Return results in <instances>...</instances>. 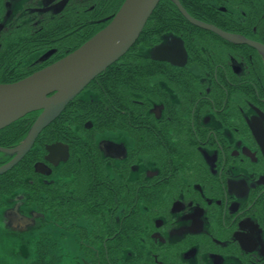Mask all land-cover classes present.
Wrapping results in <instances>:
<instances>
[{
    "label": "flooded vegetation",
    "instance_id": "af4514ba",
    "mask_svg": "<svg viewBox=\"0 0 264 264\" xmlns=\"http://www.w3.org/2000/svg\"><path fill=\"white\" fill-rule=\"evenodd\" d=\"M205 1L186 9L179 0L229 37L190 23L176 5L161 7L174 21H149L152 13L142 39L64 109L72 103V139L40 140L62 112L18 163L31 154L34 173L50 184L72 147V202L80 206L85 190L99 210L93 218L75 209L72 233L96 264H264V0ZM109 2L0 0V85L79 48L109 23ZM159 46L183 52L184 64L155 60ZM127 54L147 68H128ZM5 129L0 167L14 157L4 150L29 132L13 144ZM58 143L69 156L53 166L46 147ZM38 163L49 176L35 172Z\"/></svg>",
    "mask_w": 264,
    "mask_h": 264
},
{
    "label": "water",
    "instance_id": "95a60500",
    "mask_svg": "<svg viewBox=\"0 0 264 264\" xmlns=\"http://www.w3.org/2000/svg\"><path fill=\"white\" fill-rule=\"evenodd\" d=\"M161 0H125L109 23L69 55L34 74L11 84L0 85V131L33 112H41L24 141L13 150L10 162L0 167V175L13 169L33 148L42 131L59 116L68 104L99 74L122 58L136 43L148 19ZM190 23L222 33L212 26L191 18L179 0H171ZM157 61L182 66L184 53L173 54L163 46L154 48ZM181 58V61H179ZM48 160L53 166L68 159V148L62 144L46 147ZM35 172L49 176L48 166L38 163ZM35 214H33V217ZM13 227L32 224L21 217L18 207L6 212Z\"/></svg>",
    "mask_w": 264,
    "mask_h": 264
},
{
    "label": "trees",
    "instance_id": "16d2710c",
    "mask_svg": "<svg viewBox=\"0 0 264 264\" xmlns=\"http://www.w3.org/2000/svg\"><path fill=\"white\" fill-rule=\"evenodd\" d=\"M191 1H193V3L187 4L186 0H180L182 5L186 9H188V6L198 4L201 0ZM173 5L174 4L169 0H162L157 6V9L153 12L152 17H156V15H159L158 17L161 16L160 18H162L160 19V21H174V19H169L175 17L174 13L160 9L161 7ZM190 15L196 18L198 14L191 13ZM155 19L156 18H153L151 20L149 19V21H154ZM175 20L179 19L175 18ZM148 27L149 26L145 28L147 29ZM142 35L143 34H141L139 41L142 39ZM129 54H127V57L123 59L128 68L139 70L147 68L146 65L142 64L141 59L135 58ZM71 107L72 103L65 111H63V113L55 121H53L45 129L40 140H42L43 142H51L52 140L65 141L66 139H72V115H69L68 113V110ZM31 116L33 115H27V117L22 120V123L19 125V128L11 129L9 127L3 131L4 134L7 135L8 140H11L13 144H18L19 142H21V140L25 137L26 133L30 130L35 118H31ZM65 119L70 120L65 123ZM31 157L33 156H31L30 154L28 158H25L10 172L0 176V209L5 206L4 199L13 196L16 191L21 190L27 193L26 206L30 207L31 204H34L36 210L33 212L36 213L38 216L36 219L37 224L34 230L40 231L39 238L37 239L35 252L37 259L32 261L31 264H50L52 263L51 259L53 257L52 256L51 258H49L50 252L54 249H58V246L57 242L51 238L50 233L44 231L46 225L54 224L55 226H58L64 231L72 232L74 210L77 209V212H81V214H78V216L84 215L83 217H86L88 212L94 209L98 210V206H96L95 204H93L92 206L87 204L89 202L87 200L85 190H83L81 195V198L83 200L77 201L79 205L81 204L80 206L77 205L76 207L75 203L72 202V147L69 161L64 167L60 169L59 174L57 175L58 178H55L52 182H49L50 184H43L39 180L37 175L34 173L33 158ZM85 174L86 173L82 171V179L84 181H86V179H84ZM68 179H70V181H68ZM105 196L106 199L111 197L110 194ZM95 222L96 224L100 223L98 222V219ZM100 224L99 226H101ZM84 233L85 228L83 227L81 229V233H79V235L82 236L83 241H85ZM116 241L117 239L114 241L110 240L109 244L115 243ZM127 242H130L129 237L124 239V243Z\"/></svg>",
    "mask_w": 264,
    "mask_h": 264
},
{
    "label": "rangeland",
    "instance_id": "374dc122",
    "mask_svg": "<svg viewBox=\"0 0 264 264\" xmlns=\"http://www.w3.org/2000/svg\"><path fill=\"white\" fill-rule=\"evenodd\" d=\"M124 0H113V2H109V6H108V14H116L117 10H119V8L122 6V4ZM213 1L215 2L214 4L216 5V7L218 6H226L225 3H221L218 2L216 0H206L205 3L208 7H214L211 6L213 5ZM111 5H113L111 7ZM118 8V9H117ZM216 10V8H213ZM224 9V7H223ZM232 10L231 8H229V11ZM243 10V9H242ZM244 11V10H243ZM116 12V13H115ZM156 15V14H155ZM226 16H228L227 11H226ZM230 17V16H228ZM239 17H241V15L239 14ZM156 18V17H155ZM56 179L58 177H55ZM68 181H70V179H68ZM116 190V189H115ZM117 191V190H116ZM23 191L19 190L16 191L15 194H13V198L8 197L7 199H4V207L2 209H0V223H3L5 229H7L9 231V233L21 237V236H34L35 237V252H36V245H37V239L39 238V235L37 233V231L34 230L37 222L34 224V226H26V227H13L9 221L6 218V212L8 211V209H14L13 207H18L20 211H22V213L25 216L30 217L31 216V212L35 211L36 208L34 206V204L30 205V207L28 206H21V202L22 200H19L18 198L23 195L22 194ZM110 193V190H109ZM12 199V204L10 203L11 201L9 199ZM114 207L113 204L110 205V207ZM93 212V218H96V213L94 210H92ZM81 214V213H80ZM91 212L87 213L86 217H91L90 216ZM99 221V218H98ZM80 225L85 226V222L84 221H80L79 223ZM99 226V223H98ZM45 232L50 233L51 238L57 242V246L60 252L59 256H53L52 257V263L50 264H61V261L65 258H69L70 259V264H77V261L75 260V254H74V248H73V243L75 244V249H78V242H77V238L76 235H74V241L69 239V234H72V232H67L64 231L62 229H60L58 226H55L54 224H48L46 225ZM85 234V233H84ZM110 236V234H109ZM86 237V236H85ZM87 238V237H86ZM113 244V243H112ZM112 244H109L110 246ZM116 244V242L114 243ZM79 250V249H78ZM10 254L11 255H18L23 259H28L32 254V248H31V240H28L22 244H20L17 248L10 250ZM88 256V258L91 256L90 254H86ZM94 258V255H92ZM50 260V259H48ZM91 262V263H89ZM78 264H96L94 262V259H87V260H80L78 262Z\"/></svg>",
    "mask_w": 264,
    "mask_h": 264
},
{
    "label": "clouds",
    "instance_id": "9594fccd",
    "mask_svg": "<svg viewBox=\"0 0 264 264\" xmlns=\"http://www.w3.org/2000/svg\"><path fill=\"white\" fill-rule=\"evenodd\" d=\"M74 233L69 234V239L74 241ZM31 240V248L33 254L28 259H23L18 255H11L10 250L17 248L20 244ZM75 260L77 264L80 260H87L88 256L82 251L75 249L73 243ZM60 252L58 249H54L50 252L49 258L52 256H59ZM35 255V237L34 236H15L7 229H5L3 223H0V264H31L32 261L36 260ZM61 264H70V259L65 258L61 261Z\"/></svg>",
    "mask_w": 264,
    "mask_h": 264
},
{
    "label": "bare ground",
    "instance_id": "6f19581e",
    "mask_svg": "<svg viewBox=\"0 0 264 264\" xmlns=\"http://www.w3.org/2000/svg\"><path fill=\"white\" fill-rule=\"evenodd\" d=\"M41 114V112H33V113H31V114H29V115H33V116H31V118H34V117H36V116H38V115H40ZM25 117H27V115L25 116ZM24 117V118H25ZM24 118H21L20 120H18V121H16L15 123H13L14 125H13V129H17V128H19L20 126V124L22 123V120L24 119ZM12 125V124H11ZM9 127V126H8ZM7 128V127H6ZM8 172H10V171H8ZM7 172V173H8ZM7 173H5V174H7ZM5 174H3V175H5ZM0 176H2V175H0ZM35 231H37V233H38V235L40 234V231L39 230H35Z\"/></svg>",
    "mask_w": 264,
    "mask_h": 264
}]
</instances>
